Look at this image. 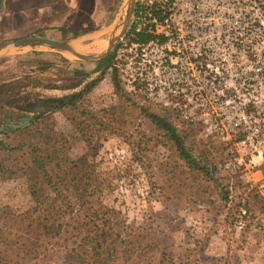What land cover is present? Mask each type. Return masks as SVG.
Listing matches in <instances>:
<instances>
[{
    "label": "trees",
    "instance_id": "trees-1",
    "mask_svg": "<svg viewBox=\"0 0 264 264\" xmlns=\"http://www.w3.org/2000/svg\"><path fill=\"white\" fill-rule=\"evenodd\" d=\"M60 31L71 33L65 28ZM128 33L129 30L125 34ZM80 34L72 32V37ZM137 37L139 41L149 39L143 34ZM111 61L112 57L107 56L92 72L75 71L80 79L60 89L82 86L81 89L56 98L58 104L54 109L34 114L27 125L0 136V180L23 179L30 198L29 208L21 212L0 206V264L188 263L186 256L174 258L170 251L174 246L172 233L178 225L167 214V208L160 213L150 210L136 224L104 202V196L114 188L96 161L101 135H116L134 146L133 133L129 132L133 121L128 120L132 115L154 127L190 174L196 173L209 183L211 194L217 196L212 203L220 209L229 204L223 218L227 225H233L234 213L241 205L251 218L264 212V203L254 189L243 203L239 195L238 200L230 198L229 182L218 167L229 156L226 148L208 138L200 142V150L195 154V137L202 127L171 121L141 103L126 91ZM93 72L99 74L87 81ZM106 74L118 103L92 109L88 95ZM6 87L0 86V95ZM54 112H60L84 142L86 151L79 158L70 157L69 141L55 129L51 119ZM207 191L208 188L200 187L196 194Z\"/></svg>",
    "mask_w": 264,
    "mask_h": 264
},
{
    "label": "rangeland",
    "instance_id": "rangeland-1",
    "mask_svg": "<svg viewBox=\"0 0 264 264\" xmlns=\"http://www.w3.org/2000/svg\"><path fill=\"white\" fill-rule=\"evenodd\" d=\"M77 1L73 7L90 10L81 18H76L70 12L69 16L74 18L71 25L64 28L71 33L64 34L59 31L61 28L55 27L62 16L60 13L57 16L34 17L33 11L27 10L31 7L30 2L22 12L21 8L26 5L23 0H7L6 6L0 11V42L31 36L70 41L72 32L84 31L86 33L83 36L71 42L77 41L80 49L87 53L101 51L94 48H104L114 27L123 21L125 0H92L91 6L88 0ZM47 3L54 4L51 0ZM38 4H41L40 0H33L32 6ZM108 56L112 57V65L117 68L120 78V39ZM98 63L83 62L42 46H10L0 51V86H7L5 93L0 95V127L17 123L20 116H26L17 108L24 107L35 98H57L78 91L82 86L73 90L60 88L80 79V75L74 74L75 71L92 72ZM99 72L91 73L87 81L96 78ZM128 92L137 96L141 103L150 105L157 114L171 121H182L173 110L147 102L140 93ZM88 98L91 108L95 110L118 103L107 74L92 89ZM51 119L55 129L67 137L70 157L79 158L86 147L77 131L60 112H54ZM130 119L133 123L129 132L133 133L131 140L134 146L128 145L119 136L107 133L101 135V148L96 161L102 173L111 179L114 188L104 196L105 204L119 210L128 222L136 224H140L150 210L160 213L167 208V214L175 218L174 224L178 225L172 233L174 246L170 251L174 258L186 256V264H264V226H254V217L250 215L246 219V227L239 230L235 226L236 212L232 226L223 222L229 204L220 209L217 203H212L217 196L211 194L209 183L196 173L190 174L172 154L170 145L164 143L161 135L146 120L134 115ZM198 125L202 131L195 137V145L198 146L193 147L195 154L200 150V142L208 138L215 140L205 137L203 126ZM189 144L187 140L186 145ZM222 175L228 182L236 184V192L229 194L232 199L238 200L241 186L236 183L234 176L225 172ZM254 180H264V162L254 173ZM200 187L208 188V191L196 194ZM0 206H9L17 212L29 208L30 198L23 179L0 180Z\"/></svg>",
    "mask_w": 264,
    "mask_h": 264
},
{
    "label": "built area",
    "instance_id": "built-area-1",
    "mask_svg": "<svg viewBox=\"0 0 264 264\" xmlns=\"http://www.w3.org/2000/svg\"><path fill=\"white\" fill-rule=\"evenodd\" d=\"M126 31L124 88L201 124L227 149L218 167L241 186V202L254 188L264 201V180H254L264 162V0H135ZM248 218L241 205L236 228ZM252 223L264 226V212Z\"/></svg>",
    "mask_w": 264,
    "mask_h": 264
},
{
    "label": "water",
    "instance_id": "water-1",
    "mask_svg": "<svg viewBox=\"0 0 264 264\" xmlns=\"http://www.w3.org/2000/svg\"><path fill=\"white\" fill-rule=\"evenodd\" d=\"M134 3L135 0H125L124 19L121 24L114 27V30L111 33L106 46L101 51L91 53L77 52L71 47L70 41L56 40L43 36L23 37L10 41L0 42V51L7 49L10 46H13L15 48L42 46L54 52L67 54L68 56L74 57L77 60L83 62H100L109 55L111 49L127 30L130 24ZM1 10L2 2H0V11ZM55 100L56 98H35L33 103H28L24 107L17 108L18 110L23 113H26L27 115L20 117L17 123H9L0 127V135L7 133L9 130H16L27 125L30 122L32 115L34 114L48 112L51 109H54L58 104L57 100ZM41 104H43L44 106H41Z\"/></svg>",
    "mask_w": 264,
    "mask_h": 264
},
{
    "label": "crops",
    "instance_id": "crops-1",
    "mask_svg": "<svg viewBox=\"0 0 264 264\" xmlns=\"http://www.w3.org/2000/svg\"><path fill=\"white\" fill-rule=\"evenodd\" d=\"M40 1H41V4H38L37 6H32L33 0H25V1L23 0V4H26V5H23V8H21V11L24 12V10H23L24 7H26L28 5V2H30L31 7L28 8L27 10L33 11V14L35 15L34 17H41L43 15L46 17H48V15L49 16L50 15L57 16L60 13V15H62V16L60 18L59 23L58 24L55 23L57 25L54 24L55 27H57V28H62V27L66 28L68 25H71L74 16H72V18H71V16H69L70 12H72L76 18L77 17L81 18L82 16L87 15V11L90 10L89 8H86V7L85 8H77V6L73 7V5L75 6V4L78 2L77 0H51L54 3L53 4L54 6L50 3H47L49 0H40ZM44 2H46V3H44ZM85 2H87V0H85ZM88 2L90 4L92 2V0H88ZM6 4H7V0H3L2 9L4 8V6H6ZM91 5L92 4H90L89 6H91ZM27 10H25V11H27ZM83 19H85V17ZM59 31H60V29H59ZM78 32L82 33V34H80L79 36H76V37H72L71 39H69L70 42L72 40H75V39L83 36L86 33L84 31H81V32L78 31ZM74 42H76V41H74ZM244 234L242 233V235H244ZM246 245H247V243H246Z\"/></svg>",
    "mask_w": 264,
    "mask_h": 264
},
{
    "label": "bare ground",
    "instance_id": "bare-ground-1",
    "mask_svg": "<svg viewBox=\"0 0 264 264\" xmlns=\"http://www.w3.org/2000/svg\"><path fill=\"white\" fill-rule=\"evenodd\" d=\"M70 45L71 47L76 50L77 52H85L83 50L80 49L79 47V43L76 41V42H70ZM95 50H102L103 48L100 46L98 48H94Z\"/></svg>",
    "mask_w": 264,
    "mask_h": 264
},
{
    "label": "flooded vegetation",
    "instance_id": "flooded-vegetation-1",
    "mask_svg": "<svg viewBox=\"0 0 264 264\" xmlns=\"http://www.w3.org/2000/svg\"><path fill=\"white\" fill-rule=\"evenodd\" d=\"M0 2H3V0H0ZM55 101H56V100H55ZM33 102H34V100H33L32 102H28V103H33ZM28 103H26L25 106H26ZM41 106H44V105L41 104ZM22 113H23V112H22ZM25 114H26V113H24V115H25ZM26 115H27V114H26ZM20 117H22V116H20ZM20 117H19V118H20ZM19 118H18V121H19Z\"/></svg>",
    "mask_w": 264,
    "mask_h": 264
}]
</instances>
